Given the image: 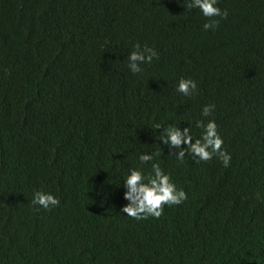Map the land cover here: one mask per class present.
<instances>
[{
	"label": "trees",
	"instance_id": "trees-1",
	"mask_svg": "<svg viewBox=\"0 0 264 264\" xmlns=\"http://www.w3.org/2000/svg\"><path fill=\"white\" fill-rule=\"evenodd\" d=\"M190 2L0 0V264H264V0H218L207 31ZM137 43L159 59L133 74ZM201 120L229 167L159 140L171 125L194 142ZM153 163L188 198L138 221L124 180Z\"/></svg>",
	"mask_w": 264,
	"mask_h": 264
},
{
	"label": "clouds",
	"instance_id": "clouds-1",
	"mask_svg": "<svg viewBox=\"0 0 264 264\" xmlns=\"http://www.w3.org/2000/svg\"><path fill=\"white\" fill-rule=\"evenodd\" d=\"M218 0H191L186 4L187 10L198 8L204 17L208 18L209 22L204 24V30H215L220 21L213 19L220 17L227 19V10L222 11L217 7ZM159 59V55L154 48L144 45L141 48L139 43L134 45V50L128 56L127 67L133 74L143 72L141 64H150L153 59ZM197 90V84L192 79L181 78L178 83L177 91L184 96H192ZM215 105H207L202 110V116L208 117L214 111ZM197 127L203 129L200 138L195 139L191 135V128H185L181 131L180 127L168 126L163 129L159 136L163 144L169 149L178 150V155L170 151L169 155H175L176 159L183 162L185 155H191L197 159V163L207 162L216 156L224 167H229L231 156L226 150H222L223 139L218 133V126L214 120H210L207 124L203 120L197 122ZM157 130L162 129L160 124H156ZM182 145H187V148H182ZM159 152L149 154H141L139 161L141 164H147L158 156ZM126 192L124 199L129 203L124 206L121 211L127 216L135 220H146L149 217L159 219L164 214V206L180 205L187 200V194L183 189H177L176 185L171 181L170 176L164 174L159 163L152 164V172L145 176L143 172L137 168H130L129 174L124 180ZM32 205L40 206L45 210H50L52 207H58L60 200L52 194L43 191H36L34 198L31 201Z\"/></svg>",
	"mask_w": 264,
	"mask_h": 264
}]
</instances>
